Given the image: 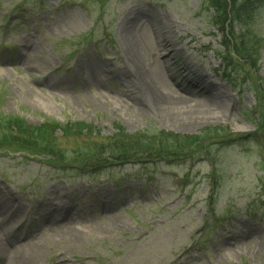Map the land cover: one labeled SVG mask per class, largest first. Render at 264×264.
I'll list each match as a JSON object with an SVG mask.
<instances>
[{"label":"rangeland","instance_id":"rangeland-1","mask_svg":"<svg viewBox=\"0 0 264 264\" xmlns=\"http://www.w3.org/2000/svg\"><path fill=\"white\" fill-rule=\"evenodd\" d=\"M246 2L263 45L233 88L203 0H0V113L103 137L115 124L253 132L264 0ZM205 153L77 176L0 151V242L16 264H264V145L229 144L215 163Z\"/></svg>","mask_w":264,"mask_h":264},{"label":"trees","instance_id":"trees-1","mask_svg":"<svg viewBox=\"0 0 264 264\" xmlns=\"http://www.w3.org/2000/svg\"><path fill=\"white\" fill-rule=\"evenodd\" d=\"M203 3L213 11L212 23L223 36L222 50L218 52L221 73L236 88L237 79L232 83L233 73L239 69L238 77L243 78L248 75L244 66L256 73L258 70L263 40L253 26L254 7L246 0H203ZM256 81L259 108L255 130L250 133L233 134L220 126H208L193 135L164 129L128 133L115 124L114 133L103 137L99 136L97 127L85 122L46 121L31 125L0 113V151L4 155L24 152L23 157L44 156L47 165L63 173L75 172L77 176L110 172L128 164L139 168L163 162L180 164L192 161L194 154L201 150H205L207 161L215 163L220 149L229 144L252 141L264 145V77ZM62 138L66 139L65 144ZM208 140H216L211 143L212 150L210 144H206ZM74 141L77 145L73 148Z\"/></svg>","mask_w":264,"mask_h":264},{"label":"bare ground","instance_id":"bare-ground-1","mask_svg":"<svg viewBox=\"0 0 264 264\" xmlns=\"http://www.w3.org/2000/svg\"><path fill=\"white\" fill-rule=\"evenodd\" d=\"M148 92H149V96H151L150 89L148 90ZM153 96L157 97L158 95L157 93L152 91V97ZM0 254L2 256V260L4 261L3 264H16L17 261L19 260L18 252L14 251L13 255H10L9 248L1 242H0Z\"/></svg>","mask_w":264,"mask_h":264}]
</instances>
